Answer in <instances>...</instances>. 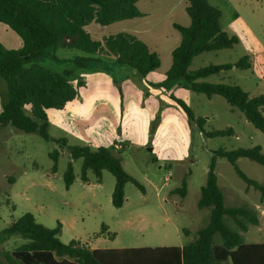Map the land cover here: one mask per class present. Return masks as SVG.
Here are the masks:
<instances>
[{
    "label": "rangeland",
    "instance_id": "374dc122",
    "mask_svg": "<svg viewBox=\"0 0 264 264\" xmlns=\"http://www.w3.org/2000/svg\"><path fill=\"white\" fill-rule=\"evenodd\" d=\"M209 1L222 12V29L239 42L232 49L195 57L191 70L235 63L247 56L251 69L233 68L200 82L235 83L252 96L264 95V0ZM187 5L188 0H141L137 4L144 14L141 18L87 26L93 40L102 41L105 36L124 32L137 36L156 51L161 66L147 76L119 65L114 58H99L79 50L47 49L39 60L54 72H70V81L75 85L81 81L86 84L80 97L65 108L48 111L52 139H66L68 146L107 148L121 159L125 171L145 187V193L128 183L124 206L115 208V177L103 171L99 182L89 171L88 182L83 181V159L73 161L75 181L67 189L64 175L72 161L67 148L38 134L0 126V232L31 213L50 229L61 223L62 242L76 240L88 248L183 246L196 239L197 232L209 221L210 211L200 210L198 203L214 152L260 146L264 153V134L221 96L209 98L191 91L185 80H167L172 52L182 38L174 24H191ZM0 43L8 49L22 46L20 37L3 23ZM257 54L260 58L256 60ZM84 58L100 60L84 62ZM186 108L196 119H206L202 129ZM229 128L236 135H206ZM54 151L60 153L55 173L50 157ZM237 166L250 179L264 184L263 166L248 159H239ZM215 172L226 206L247 203L261 215L260 225L250 226L244 241L264 243L260 193L247 190L225 158L217 159ZM187 177L188 194L182 197L175 190ZM25 243L27 240L20 235L0 241V264H9L6 254Z\"/></svg>",
    "mask_w": 264,
    "mask_h": 264
},
{
    "label": "trees",
    "instance_id": "16d2710c",
    "mask_svg": "<svg viewBox=\"0 0 264 264\" xmlns=\"http://www.w3.org/2000/svg\"><path fill=\"white\" fill-rule=\"evenodd\" d=\"M141 0H0V23L7 25L22 40L19 49H8L0 43V126H12L27 134H38L46 141H55L67 148L71 162L64 175L66 188L74 181L73 161L83 159L82 180L88 182L92 171L101 182L103 171L116 179L112 204L122 208L126 201L125 187L134 184L142 193L145 187L125 171L122 161L104 147L68 146L66 139L54 140L50 136L49 110H60L80 97L85 82L77 85L70 81L71 73L54 72L39 63L47 49L79 50L99 58L111 57L138 75L147 76L161 66V59L145 42L133 34L108 35L102 41L93 40L87 26L96 23L108 26L119 21L141 18L144 14L137 4ZM191 24H174L181 35L180 45L173 50V63L167 80H185L187 87L209 98L221 96L239 110L249 122L264 134V95L252 96L235 83H207L201 79L218 75L233 68H252L247 56L235 63L222 66L208 65L191 70L195 57L238 44L221 27L222 12L209 0H188L186 8ZM96 58V60H100ZM96 61L95 59H82ZM84 65V64H82ZM189 116L202 129L206 119ZM231 128L206 133L210 138L232 137ZM53 172L58 168L60 153L50 155ZM218 158L227 159L247 190L260 193L264 204V184L250 179L237 166L239 159H248L264 167V153L260 146L235 150L219 149L214 152L205 186L198 203L200 210H209L207 224L197 232L194 241L181 247H141L91 250L79 241L66 244L61 241L62 224L50 229L27 213L0 232V241L20 235L27 243L6 254L9 264H264V243L247 244L244 233L250 226H259L258 210L250 204L226 206L225 195L215 172ZM188 177L175 192L188 194ZM103 226V231H106ZM188 233V231H185Z\"/></svg>",
    "mask_w": 264,
    "mask_h": 264
},
{
    "label": "crops",
    "instance_id": "0c3cea01",
    "mask_svg": "<svg viewBox=\"0 0 264 264\" xmlns=\"http://www.w3.org/2000/svg\"><path fill=\"white\" fill-rule=\"evenodd\" d=\"M22 41V40H21ZM22 47V46H21ZM20 47V48H21ZM19 49V48H18ZM257 58H260V54H257L256 56H255V59L257 60ZM211 77V76H210ZM207 79V78H206ZM201 80H203V79H201ZM200 80V81H201ZM86 88V87H85ZM1 111V110H0ZM234 135H236V132H235V134ZM261 216V215H260ZM261 223V222H260ZM188 244V243H187ZM252 244V243H251ZM186 245V244H185ZM185 245H183V246H185ZM183 246H171V245H162V246H144V247H152V248H156V247H183ZM127 248H141V247H127ZM91 250H95V249H121V248H90Z\"/></svg>",
    "mask_w": 264,
    "mask_h": 264
}]
</instances>
